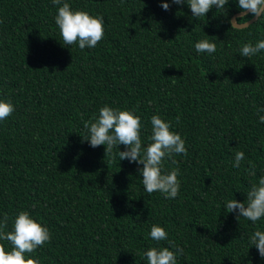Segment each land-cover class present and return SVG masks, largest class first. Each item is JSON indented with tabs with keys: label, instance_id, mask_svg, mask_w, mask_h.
I'll return each instance as SVG.
<instances>
[{
	"label": "trees",
	"instance_id": "trees-1",
	"mask_svg": "<svg viewBox=\"0 0 264 264\" xmlns=\"http://www.w3.org/2000/svg\"><path fill=\"white\" fill-rule=\"evenodd\" d=\"M66 2L103 17L104 38L94 48L63 45L55 23L62 5L0 0V100L15 106L0 121L5 231L21 211L46 226L51 240L26 254L39 264H147L146 250L175 251L172 244L184 249L177 264H264L249 243L264 231V218L237 219L225 209L229 200L244 202L264 176L257 115L264 108V50L251 58L239 53L264 39V17L237 31L230 19L243 11L238 0L199 19L186 2L171 0L167 11L164 0ZM200 40L214 42L216 52H197ZM105 105L140 117L143 147L151 143L153 115L184 139L187 155L163 162L165 173L179 170L175 199L145 192L143 165L119 160L124 145L105 153V145L93 148L83 138L85 122ZM237 151L245 154L239 168ZM154 224L168 240L150 238ZM0 243L11 250L10 242Z\"/></svg>",
	"mask_w": 264,
	"mask_h": 264
},
{
	"label": "clouds",
	"instance_id": "clouds-1",
	"mask_svg": "<svg viewBox=\"0 0 264 264\" xmlns=\"http://www.w3.org/2000/svg\"><path fill=\"white\" fill-rule=\"evenodd\" d=\"M58 7L55 23L60 30L63 45L71 46L78 43L81 50L94 48L105 34L104 20L100 16H92L86 11L72 10L69 3L62 0H52ZM187 3L195 18L205 17L214 6L217 10L224 9L228 0H171V3L182 5ZM167 11L170 3L167 0L161 4ZM238 7L243 10L242 17L251 14L259 20L264 17V0H238ZM231 28L237 31L247 27L237 20H230ZM199 53L213 54L217 50L214 42L200 40L195 44ZM264 50V39L254 45L245 43L240 49L241 56L251 58ZM15 111V106L10 100H0V121L6 120ZM264 108L258 110L260 122H264V115H259ZM94 122H85L84 127L88 130L86 137H83L95 148L105 145V153L112 150L114 146L124 145L125 150L119 151V160L127 159L129 162L142 164L138 169L142 175V184L148 194L159 192L168 199H175L179 195L180 180L178 169L165 173L163 162L166 158L171 159L175 155H187V148L184 139L177 132L171 130L169 122H166L160 115L151 117L152 134L149 137L151 143L147 147L142 146L141 141V120L129 110L114 109L105 105L99 109L98 117ZM178 122V119H177ZM143 153V154H142ZM245 159L242 151L235 153L233 167L239 168L241 161ZM173 163H176L173 160ZM254 166L248 169L250 175L255 176ZM246 201V202H245ZM241 202L236 199L227 201L226 212H236L237 219L243 217L252 222L264 218V176H261L257 183H253L246 192V200ZM8 217L5 215L0 220V241L11 243V250H6L3 243H0V264H39V261L32 256H26L36 251L51 240V233L46 226L33 219L27 211H21L14 220L13 230L5 231ZM150 238L159 243L168 240V233L159 225H152ZM172 244L171 241H169ZM249 243L255 246L259 256L264 258V231L256 230L249 236ZM250 246V247H251ZM175 251L169 247H151L145 251L147 264H177V255H183L184 249L175 246Z\"/></svg>",
	"mask_w": 264,
	"mask_h": 264
},
{
	"label": "water",
	"instance_id": "water-1",
	"mask_svg": "<svg viewBox=\"0 0 264 264\" xmlns=\"http://www.w3.org/2000/svg\"><path fill=\"white\" fill-rule=\"evenodd\" d=\"M241 13H242V11H239V12L233 14V15L231 16V19H230V20H233V19L237 20V17H240V16H241ZM256 20H257V18L252 16L250 19H248V20H246V21H244V22H240V23H241V24H246V25L248 26V25H250L251 23H253V22L256 21ZM237 22H238V21H237Z\"/></svg>",
	"mask_w": 264,
	"mask_h": 264
}]
</instances>
